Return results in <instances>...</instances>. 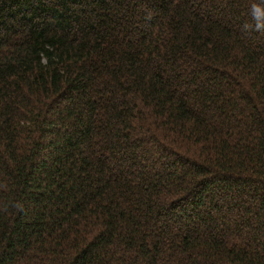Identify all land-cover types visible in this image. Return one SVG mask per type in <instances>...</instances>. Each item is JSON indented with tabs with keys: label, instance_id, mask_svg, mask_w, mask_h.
I'll use <instances>...</instances> for the list:
<instances>
[{
	"label": "trees",
	"instance_id": "16d2710c",
	"mask_svg": "<svg viewBox=\"0 0 264 264\" xmlns=\"http://www.w3.org/2000/svg\"><path fill=\"white\" fill-rule=\"evenodd\" d=\"M254 0H0V264H264Z\"/></svg>",
	"mask_w": 264,
	"mask_h": 264
},
{
	"label": "clouds",
	"instance_id": "9594fccd",
	"mask_svg": "<svg viewBox=\"0 0 264 264\" xmlns=\"http://www.w3.org/2000/svg\"><path fill=\"white\" fill-rule=\"evenodd\" d=\"M248 15L251 22H245L241 26V30L264 34V0H254L249 6ZM9 208H15L16 211L22 212L24 204L21 201L5 202L0 210L7 212Z\"/></svg>",
	"mask_w": 264,
	"mask_h": 264
}]
</instances>
